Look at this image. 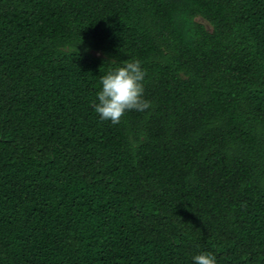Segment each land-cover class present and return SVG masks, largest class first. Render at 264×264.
Returning <instances> with one entry per match:
<instances>
[{
  "label": "trees",
  "instance_id": "obj_1",
  "mask_svg": "<svg viewBox=\"0 0 264 264\" xmlns=\"http://www.w3.org/2000/svg\"><path fill=\"white\" fill-rule=\"evenodd\" d=\"M139 60L151 108L95 112ZM264 264V0H0V264Z\"/></svg>",
  "mask_w": 264,
  "mask_h": 264
},
{
  "label": "clouds",
  "instance_id": "obj_2",
  "mask_svg": "<svg viewBox=\"0 0 264 264\" xmlns=\"http://www.w3.org/2000/svg\"><path fill=\"white\" fill-rule=\"evenodd\" d=\"M146 71L139 60L125 61L122 67L110 71L100 79L101 90L94 103L95 112L101 120L119 124L127 111H140L151 108V102L144 98ZM195 264H217L211 253H201L194 257Z\"/></svg>",
  "mask_w": 264,
  "mask_h": 264
}]
</instances>
